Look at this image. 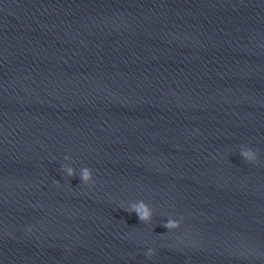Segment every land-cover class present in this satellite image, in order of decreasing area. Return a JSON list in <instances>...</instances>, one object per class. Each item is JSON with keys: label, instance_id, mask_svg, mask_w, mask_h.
Segmentation results:
<instances>
[{"label": "water", "instance_id": "obj_1", "mask_svg": "<svg viewBox=\"0 0 264 264\" xmlns=\"http://www.w3.org/2000/svg\"><path fill=\"white\" fill-rule=\"evenodd\" d=\"M0 264H264V0H0Z\"/></svg>", "mask_w": 264, "mask_h": 264}, {"label": "clouds", "instance_id": "obj_2", "mask_svg": "<svg viewBox=\"0 0 264 264\" xmlns=\"http://www.w3.org/2000/svg\"><path fill=\"white\" fill-rule=\"evenodd\" d=\"M246 155H248V154H246ZM70 174H71V173H70ZM83 179H84V180H87V179H88V172H87V170H85V172H84ZM138 215H139V219H140L141 221H144V220L147 219V217H148V213H147V212L138 213ZM178 226H179L178 224H172L171 222H170L169 224L164 225V227H166V228H173V227H178ZM153 254H154L153 251L150 249L146 255H147L149 258H151V256H152Z\"/></svg>", "mask_w": 264, "mask_h": 264}]
</instances>
